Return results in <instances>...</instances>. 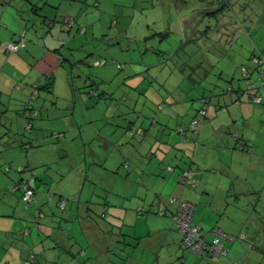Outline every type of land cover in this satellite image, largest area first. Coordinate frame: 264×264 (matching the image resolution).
Segmentation results:
<instances>
[{"label":"crops","instance_id":"obj_1","mask_svg":"<svg viewBox=\"0 0 264 264\" xmlns=\"http://www.w3.org/2000/svg\"><path fill=\"white\" fill-rule=\"evenodd\" d=\"M105 1L0 0V264H23L26 259L33 264H72V252L81 250L76 240V233L83 231L76 219L79 216L86 217L81 219L82 223L86 221L84 233L105 231L99 234L97 242L110 250L115 237L109 231L115 225L107 220L108 214L113 219L126 221L124 226H131L126 219L137 212V207L151 203L156 207L164 204L166 213L162 216H169L167 213L171 212L170 219L157 217L153 233L164 237L163 243L180 255L184 248L182 237L177 233L173 236L171 228L176 209L172 197L195 203L193 221L203 231L219 227L239 236L246 230L245 237H250V241L256 239V228L247 230L243 226L245 220L237 219L238 213L231 217L227 211L231 205L228 200L239 197L230 189L233 182L243 183L248 188L244 191L255 192L260 187L256 184L257 175L260 180L264 176V101L256 107L253 101L255 95H264L263 80L257 82L260 88L255 90L245 80L232 84L231 79L235 80L236 75L233 73L226 92L223 89L212 96H202L208 99V109L200 134L192 132L190 125L201 102L192 107L189 117L177 115L173 121L145 114L144 108L129 115V106L122 102L116 106L110 104V95L127 89V84H134L136 74L142 70H131L125 62L122 68L118 66L120 62H115V67H106L104 49L98 50L101 55L95 50L85 52L89 47L88 36L98 37L97 22L105 21L101 15L95 19L91 16L106 8ZM167 1L170 9L173 2ZM156 2L164 4L161 0H151L150 6L154 7ZM180 7L175 6L177 20L185 27L181 17L196 9L193 5L186 9ZM74 29L77 35L73 34ZM101 32L106 45L118 43L115 36L119 33H114L113 28L105 27ZM11 41L22 42L19 50L7 47ZM75 50L81 51L76 54ZM88 65L100 69V73L86 69ZM35 84L42 87L36 107L32 105L37 111L32 129L27 130L29 118L25 107ZM97 86L103 95L94 92ZM105 124L111 129L105 130ZM58 141H64L65 147ZM28 142L31 143L26 146ZM54 143L58 145L52 146ZM76 143L79 153H84L83 150L87 155L92 153L94 187L100 185L111 190L110 181L115 174L122 177V169L133 165L127 177L131 179L130 188L120 197L124 200L131 195L133 204L125 202L117 206L111 201L120 200L107 196L95 202L91 197L95 193L86 199L81 191H72L82 178L88 179L84 164L80 161L74 171L71 164L67 168L59 167L58 159ZM49 148L55 149L53 162L47 155ZM99 156L103 159L95 161L94 157ZM33 169L37 175L33 182L37 191L35 198L26 202L19 182L32 177ZM251 173H254V183L249 178ZM168 185L172 187L171 192L165 190ZM170 195L169 202L166 197ZM64 198L67 205L62 209L60 200ZM151 216L135 218L137 222H144L146 218L149 224ZM136 233L132 253L137 251L135 248L142 239ZM89 242L95 243L93 236ZM81 256L73 264H101L90 254Z\"/></svg>","mask_w":264,"mask_h":264},{"label":"rangeland","instance_id":"obj_2","mask_svg":"<svg viewBox=\"0 0 264 264\" xmlns=\"http://www.w3.org/2000/svg\"><path fill=\"white\" fill-rule=\"evenodd\" d=\"M161 1H164V4L162 2H156L157 5L151 7V0H121L117 4L114 1L106 0L104 2L106 8L93 12L91 16L95 19L101 15L105 18V21L102 23L100 21L97 22L96 34H98V37L91 38V35L88 36L90 39L88 41L89 47L85 52L94 50L98 52V50L101 51L104 49L102 50V56L107 57L108 61L103 59L107 61L106 67H115V62H125L131 70H142L136 74L137 78L134 84H127V89L122 88L118 90V93L110 95V104L112 103L116 106L122 102L125 106H129V115H134V113L144 108L145 114L148 113L156 116L159 120L167 119L173 121V117L177 115L181 118V115L189 117L192 112V107L196 103L199 104L201 102L202 105V101L204 100L202 96L205 94L212 96L222 91L226 86L228 88L230 84L229 79L232 78L233 73L236 75L235 80L231 79L232 84H237L238 80H245L242 76L240 64L244 62L250 63L249 56L253 45L257 44L264 53V0H239V5H236L237 8L242 9V3L248 1L251 3V7H254L259 12L261 17L257 19L255 26H251L250 37L243 34L240 37L237 36L239 38L231 43L230 38L223 37L222 43L218 44V46L224 48L226 53L213 56L211 54L208 55L209 52L207 51L208 56L206 57L207 59L209 58L208 62H206V65H202V67L209 71L207 75H203L204 68L197 70L200 75L196 71V64L198 60H201L196 53L201 52L203 50L202 48H207L208 44L198 46L191 41L185 43L183 46V28L178 24L176 8L173 9V6L169 9L170 5L168 1ZM192 13L198 16L196 12L191 11V14L181 17V19L193 17L194 15ZM207 17V15H203L200 19H197L201 22L199 25L200 29L209 23V20L214 23L215 19H213L212 15L210 19ZM105 27H111L114 33H119V35L115 36V40H118L116 45H106L104 34L101 32L102 29L105 30ZM75 33H77L76 29H74L73 34L77 35ZM216 37V34L211 35V39ZM110 39L114 40L113 37H110ZM79 51L81 50H75V53L77 54ZM100 51L98 54L101 55ZM190 55L192 56L190 57ZM85 68L93 71L94 74L100 73V69L94 66L88 65ZM254 74L255 82L262 81L260 80L262 78L259 79L258 75L256 73ZM115 84L113 83V85ZM123 95L127 96V98ZM38 98L39 96L34 98V104L37 103ZM34 106L36 107V105ZM254 106L260 105L254 104ZM134 108L136 109L133 111ZM177 111H181L182 113L177 114ZM30 120L31 122L35 120V116L30 118ZM110 129L111 127L105 124V130L108 131ZM27 130L30 129L27 128ZM58 142L65 147L64 141ZM99 143L101 142L98 141ZM56 145L58 143L52 144V146ZM76 145L77 143L70 150H66L64 156L58 159L59 167L67 168L71 164L74 167V171L77 169L80 161L84 164L85 176L88 174V179L85 180V178H82L76 188L72 187V191L76 193L77 191H81L82 197L86 199L92 193H95L96 195H91V197H94L95 202L101 201L103 199L102 196H107L119 199L120 202L111 201L117 204V206H121L125 202L126 204H133L134 198L131 195H128L124 200L120 198L130 188L129 183L131 179L127 177L132 173L133 169L131 168L133 165H129V169H122L124 171L122 172V177L117 173L115 174L116 177L110 181V185L112 186L111 190L108 191V189L100 185L94 187L95 163L92 153L90 151V154L87 155L84 150V153H79ZM32 149H36V147ZM55 154V149H48L47 155L51 162L56 158ZM86 156L87 158L83 159ZM94 158L97 162L101 161L105 158V154L103 158L102 156H99L98 159L96 157ZM119 177H121L120 180L118 179ZM250 177H252V183H254V173H251L249 175ZM257 178L258 181H256V184H260V187L255 192L244 191L248 188H245L244 184H240L239 181H235L233 185H230L231 191L239 197H233V199L230 198L228 200L231 205L229 204L227 215L232 217L234 213H238L239 217L237 219L245 220L243 226L247 230H254L253 228H256V239H252V241L264 247V176L261 180L258 175ZM243 181L246 182L245 180ZM126 185L127 187L125 188ZM242 186L243 188H241ZM96 188L97 191H95ZM165 190L171 192L172 187L168 185ZM219 190L223 191L221 188ZM131 194L133 195L132 191ZM134 197H137V195ZM166 199L170 202L171 195L166 197ZM163 203L167 204L166 201H163ZM174 204L177 207V203ZM94 206L98 208L99 204H95ZM163 207L164 204L160 205V207L154 205L153 208H156L158 212L151 210V214H146V212L139 214L138 211L141 207H137V212L126 219L130 222L131 226H124L123 223L126 221H119L118 217L113 219L111 213H109L107 220L115 225L110 228L113 230L109 231L110 233H114L115 237L113 239L114 241H112L113 245H110V250H107L102 242H97L99 234L105 233L104 230L102 232L100 229L94 231L97 235L92 234V231L89 230L84 233L86 224V221L82 223V220L86 218L84 216L83 219L80 218L81 216L76 218L80 224L81 231L83 230L81 233H76V240L79 245L88 246L87 255L90 254L93 259L101 262V264H183V260L186 264H201L206 257L199 256L186 248H182L180 255H177L176 250L170 249L166 243H163L164 237L162 238L161 235H155L153 233V225L158 223L157 217H162V220L170 219L171 212L167 213L169 216L159 214ZM148 215H153L148 220L149 224L146 223V218L144 222H137L135 218V216L138 218ZM221 218L223 217L221 216ZM101 222L104 223L106 221ZM100 224L102 225V223ZM151 228L152 230H150ZM171 228L173 229V236L176 233L178 235L180 234L174 223V219ZM103 229L105 228L103 227ZM128 232L132 235H126ZM135 232H137V235H141L142 239L140 244L135 248L137 251L132 253V242H134V245L136 242L134 239ZM205 233H207L206 237L209 240H212L215 236L212 229L205 231ZM245 234L246 230L241 235H236L238 237L235 240L222 236V243L228 249V254L220 258L212 257L209 260H215L222 264H264V252L262 248L259 245V247H253L252 243L250 244L246 238H243ZM92 236L95 243L92 242L90 245L89 239ZM95 247L97 248L92 249Z\"/></svg>","mask_w":264,"mask_h":264},{"label":"trees","instance_id":"obj_3","mask_svg":"<svg viewBox=\"0 0 264 264\" xmlns=\"http://www.w3.org/2000/svg\"><path fill=\"white\" fill-rule=\"evenodd\" d=\"M171 1H173L174 9H175V6L177 7V5H178V7L181 6L180 8H183V9L189 8L191 5H193L196 9L193 12H196L198 14V16L197 15L195 16V14L192 13L194 16H193V20L191 22V26L190 27L188 26L189 28L182 26V28H183L182 39H183V43H184L183 46L185 45V43H188L191 41L196 43V45H198V46L203 45V44H208L207 48H202L204 51L201 50V52L196 53L201 58V60H198V62L196 64V71L200 70L201 68H204V67H202V65L203 64L206 65V62H208L209 58L207 59L206 56H208L209 54L216 56V55H221L222 53H226V50L224 48H221L218 46V44L222 43L223 37L230 38V43L232 41L238 39L243 34H246V36L250 37L251 26L252 25L255 26V22L257 21L258 18L261 17L259 12L254 7L252 8L251 3L248 1H245L244 3H242V7H243L242 9L236 7L237 4L239 5V0H171ZM203 15H207L208 19H210L211 15H212L213 19H215V21H214V23H212V21L209 20V23H207L204 27H202L200 29L199 25L201 22L197 19L198 18L200 19L201 16H203ZM262 17H263V15H262ZM213 34H216L217 37L214 39L213 38L211 39V35H213ZM237 36H239V37H237ZM11 42L15 43L17 45V48L15 51L19 50L20 45H22V42H20V41H11ZM207 53H208V55H207ZM191 56L192 55H190V57ZM222 56H224V55H222ZM255 59H258V63H256ZM82 60H83V58H82ZM249 60H250V63L248 62L246 64L245 63L240 64L241 70L243 73V78H245V80L248 82V85L250 87L253 86V88L255 90H259L260 86L257 85V82H255V79H254L255 74L254 73H256L258 75L259 79L262 78L260 80H263V84H264V77L262 75V71L264 70V54H263L262 50L257 46V44L253 45L252 50L250 52ZM118 66H119V68H122V67H124V64L121 63V64H118ZM245 67L248 69L247 73L244 72ZM197 72L199 74V71H197ZM203 73H202L203 75H207L209 73V71L204 68ZM252 81H254L255 86L253 85ZM36 87H37L38 91L40 92V88L42 87V85L35 84L33 87V92H34ZM231 87L233 88V86H231ZM228 88H227V86L224 88L225 92L227 91ZM95 90L96 91H94V92L97 95H100V96L103 95V92L102 91L100 92L101 87L97 86ZM231 90H233V89H231ZM90 92H91V90H90ZM225 92H223V93H225ZM257 95H262V94H257ZM262 96H263V98H262V101L260 103H257L253 97L254 103L262 104L264 101V95H262ZM33 99L34 98L32 97V94H31V97H30V99L27 102L26 107H25V114H26V109H30V110L35 109L32 106V105H34V103L32 102ZM207 100H208L207 98H204L202 105L197 109V112L203 106H206V111H207V109H208V104H207L208 101ZM197 112H196L195 116L192 118V120L197 116ZM27 117L30 119L29 116H27ZM206 117H207V112H206L204 119H206ZM29 124H32V126H33V123L31 122V120L29 121ZM27 128H28V126H27ZM31 129H32V127L30 128V130ZM202 129L199 131V134L202 131ZM30 143L31 142L25 143V145L28 146ZM24 168H22V169H24ZM31 173L33 176V180L30 182V185L32 188H34V197H33V199H34L35 195H36V191H37L35 185L33 184V182L37 180L36 170L33 169L31 171ZM24 180H28V179L23 178L19 182V187H21L23 189V195H24V185H23ZM23 195H22V198H23ZM63 200H65L64 205H62ZM28 202H30V201H28ZM66 205H67V199L66 198L61 199L60 200V207L62 209H65ZM153 207H154L153 203L147 204L146 206L144 205L141 208H139L138 213L139 214H142L145 212L148 213L151 210L152 211L156 210L158 212V210L156 208H153ZM176 209H177V207H176ZM176 209L173 212V214L176 212ZM163 210H164V213H162ZM165 213H166L165 209H161V211L159 212V214H165ZM37 215H39V213H37ZM36 218H37V216H36ZM206 236L207 235L205 234V238H206L207 242L211 243L212 240L207 239ZM245 238L247 240H249L250 237H248V238L245 237ZM249 243L250 244L252 243L253 247L254 246L256 247L259 245L262 248V251L264 252V247H262L259 243H255L252 240L251 241L249 240ZM182 246L184 248L188 249L183 244V237H182ZM80 249L81 250L76 251L74 253L72 252V256H73L72 260L73 261H76V260L79 261V258L82 257L81 254L87 255V249L84 245H80ZM33 256H35V253ZM204 257H206L205 259L211 258L209 255H206ZM27 260H30V259H26V260H24V262ZM73 261H72V264L74 263ZM24 262H23V264H24ZM31 263L33 264L32 261H31ZM80 263H84V260H81Z\"/></svg>","mask_w":264,"mask_h":264},{"label":"built area","instance_id":"obj_4","mask_svg":"<svg viewBox=\"0 0 264 264\" xmlns=\"http://www.w3.org/2000/svg\"><path fill=\"white\" fill-rule=\"evenodd\" d=\"M7 47L11 50H16L17 45L15 43H8ZM256 63H258V59H255ZM107 61H103L106 63ZM244 72L247 73L248 69L245 67ZM262 75L264 77V70L262 71ZM38 89L35 88L34 92L32 93V97L35 98L38 96ZM262 95H256L254 100L257 103L262 101ZM34 103V99L32 101ZM206 106L201 107L198 112L197 116L191 121V131L194 133H198L204 124V118L206 115ZM35 109H26V114L30 118L36 115ZM32 127V124L28 125V129ZM33 180V176L28 178V180H24V195L23 199L25 201H31L34 197V188L31 187L30 182ZM173 201L177 203L176 212L173 214L174 223L178 231L181 233L183 237V244L185 247L193 251L194 253L198 254L199 256H206L209 255L211 258H220L224 255L228 254V249H226L222 243V236L229 238L231 240H235L238 236L230 235L224 232L219 227H214L213 233L214 238L212 239L211 243H208L205 238V232L201 230V228L196 225L193 221V215L195 212V203L173 197ZM65 204V200L62 201V205ZM164 213V210L162 211ZM245 238V236H243ZM24 264H32L30 260L24 262Z\"/></svg>","mask_w":264,"mask_h":264},{"label":"water","instance_id":"obj_5","mask_svg":"<svg viewBox=\"0 0 264 264\" xmlns=\"http://www.w3.org/2000/svg\"><path fill=\"white\" fill-rule=\"evenodd\" d=\"M192 20H193L192 16L191 17H187V18L183 19L182 23H183V25L185 27H188L190 25V23L192 22ZM204 264H222V263H219V262H217L215 260H208Z\"/></svg>","mask_w":264,"mask_h":264},{"label":"clouds","instance_id":"obj_6","mask_svg":"<svg viewBox=\"0 0 264 264\" xmlns=\"http://www.w3.org/2000/svg\"><path fill=\"white\" fill-rule=\"evenodd\" d=\"M203 257V256H202ZM209 259H207L206 261H208Z\"/></svg>","mask_w":264,"mask_h":264}]
</instances>
